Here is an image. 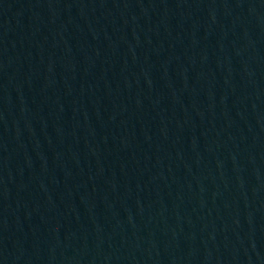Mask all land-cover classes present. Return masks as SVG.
<instances>
[{
	"label": "water",
	"instance_id": "95a60500",
	"mask_svg": "<svg viewBox=\"0 0 264 264\" xmlns=\"http://www.w3.org/2000/svg\"><path fill=\"white\" fill-rule=\"evenodd\" d=\"M13 0H0V88Z\"/></svg>",
	"mask_w": 264,
	"mask_h": 264
}]
</instances>
